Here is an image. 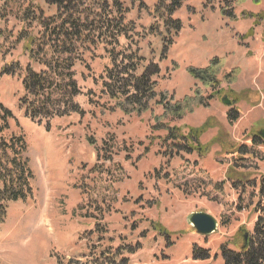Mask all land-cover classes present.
Instances as JSON below:
<instances>
[{
    "label": "rangeland",
    "instance_id": "1",
    "mask_svg": "<svg viewBox=\"0 0 264 264\" xmlns=\"http://www.w3.org/2000/svg\"><path fill=\"white\" fill-rule=\"evenodd\" d=\"M118 1L126 12L121 33L115 35L108 25L116 16L111 13L112 0H87L85 13L101 33H90L91 43L83 45L81 61L73 69L81 90L75 100L86 114L83 120H55L47 133L18 109L23 96L19 77L0 79V103L18 120L32 173L31 198L6 205L0 264H216L212 251L219 253L213 246L217 238L224 235L229 241L239 231L251 233L264 211V140L258 135L264 130V42L262 26L254 28V20L242 16L264 11V0L237 3L234 18L221 12L235 0H184L171 15L172 21L181 22L177 37L155 13L156 0ZM102 4L106 8L100 14ZM54 14L55 8L44 0H0V72L5 64H31L24 42L17 43L15 37L22 31L36 38L41 29L33 21L28 25L30 19ZM171 39L162 59V45ZM136 48L145 61L159 65L158 92L181 100L197 91L207 107L196 105L181 119L159 121L162 110L153 104L139 118L113 109L101 93L102 78L111 67L107 52ZM213 58L220 59V79L230 71L236 78L230 85L221 82L218 94L187 72L207 68ZM235 111L239 120L228 122V113ZM204 123L209 130L199 138V146L205 152L174 156L172 141L165 142L166 129L180 128L186 136L188 129ZM11 129L18 133L13 125ZM112 134L119 151L121 141L134 144L125 147L130 161L120 154L113 158L116 165L105 164L109 177L92 173L95 159L87 139L98 147ZM253 137L259 145L251 143ZM243 146L252 154H238L236 149ZM119 166L124 172L117 171ZM107 209L108 221L100 226L106 223L108 230L94 234L98 210ZM195 212L212 216L217 232L206 238L196 235L186 221ZM193 245L209 247L210 260L192 261Z\"/></svg>",
    "mask_w": 264,
    "mask_h": 264
},
{
    "label": "trees",
    "instance_id": "2",
    "mask_svg": "<svg viewBox=\"0 0 264 264\" xmlns=\"http://www.w3.org/2000/svg\"><path fill=\"white\" fill-rule=\"evenodd\" d=\"M243 1L245 0L233 1V5L227 10H222L221 14L234 18L235 5ZM251 1L257 2V0ZM119 2L112 0L114 9H111V13H115L116 16L108 21L111 22L108 25L115 28V35L121 33L120 28L124 21L122 12H126L122 10V4ZM156 2L155 13H159L164 26L171 28L174 37H177L181 31V22L172 21L171 15L182 7L184 0H156ZM44 3L49 7H54L55 14L43 19L41 16L37 20L30 19L28 25L33 21L31 24L37 23L41 29L38 36L36 38L25 36L21 31L15 37L17 43L24 42L22 49L28 55L31 64H27L24 68H21L18 62L15 65L5 64L1 69L0 79L3 76L15 77L17 75L19 77L23 96L18 100V109L27 119L43 127L48 133L51 122L55 120L69 119L73 116H78L83 120L86 117L85 112L75 100L81 94V90L75 80L73 69L76 63L81 61L80 52L83 50V45L91 43L90 33H101V31L98 26L93 28L95 22L90 20V16L85 13L88 7L87 0H44ZM105 8L104 4L99 7L100 14ZM242 16L253 19V27L254 25L259 28L262 26L261 37L264 42V11L256 15L243 12ZM112 22L116 24L112 25ZM173 42L174 40L171 39L162 45V59L166 57ZM138 50L136 48V50L128 49L120 52L111 49L107 52L111 67L106 70L105 77L102 78L101 93L113 103V109L120 111L124 117L139 118L151 111L153 104L162 110V115L156 118L159 121L167 117L181 119L186 114H191L194 106L206 105L202 99H199L197 91L192 97L185 96L181 100H175L174 96L166 91L158 92L159 65L152 61H145V58L138 54ZM222 71L219 58H213L210 65L202 70L194 68L187 70L194 80L199 81L213 92L216 91L217 94L220 92L217 88L221 82L230 85L233 80H236L231 71L220 79ZM227 119L230 123H236L239 120L238 113L236 111L232 114L228 113ZM12 125L18 133L12 131ZM208 130V124L204 123L198 128L188 129L187 135L183 136L180 128H167L165 142L172 141L175 149L174 156L180 153L191 155L194 151H199L198 155H200L205 151L200 149L199 138L204 136ZM21 131L16 116L0 103V225L6 218L8 203L25 202L32 196L30 182L32 173L28 167L27 145ZM108 137L109 139L102 140L98 147L91 138L87 139V144L91 147L95 159L93 169L96 168V171L92 173L101 175L104 173L107 177L110 176V172L105 164L116 165L113 163V158L120 154H124L125 160L130 161L129 154L125 153V147L134 146V144L121 141L122 148L119 151L116 136L112 134ZM212 142H215V139ZM251 143L254 146L259 145L255 137L251 138ZM148 151V147L144 148L143 154L146 155ZM236 152L240 155L252 154L250 148L246 146L236 149ZM173 153H169L167 158L171 159ZM117 171L124 172V169L119 166ZM118 182L120 181H115V184ZM109 212V209L107 211L98 210L100 218L95 219L94 234L99 235V232L108 230L106 223L103 226L100 225L102 221H108L105 213ZM241 233L242 231H239L231 240L219 245V256L223 264H264V211L261 216L257 217L252 232L245 231L248 235L246 243ZM142 236L145 237V234L143 233ZM138 245L136 249L139 250L141 245ZM128 254L134 253L129 251ZM210 257L209 250L197 245L192 246V261L207 262ZM122 261V263L126 262L127 258Z\"/></svg>",
    "mask_w": 264,
    "mask_h": 264
},
{
    "label": "water",
    "instance_id": "3",
    "mask_svg": "<svg viewBox=\"0 0 264 264\" xmlns=\"http://www.w3.org/2000/svg\"><path fill=\"white\" fill-rule=\"evenodd\" d=\"M227 101V100H226ZM225 101H223L224 103ZM225 104H229L226 102ZM258 135L264 140V130L259 132ZM188 226H190L196 235L206 238L215 234L218 230L216 220L207 213L195 212L186 218ZM247 234H244V242H247Z\"/></svg>",
    "mask_w": 264,
    "mask_h": 264
},
{
    "label": "crops",
    "instance_id": "4",
    "mask_svg": "<svg viewBox=\"0 0 264 264\" xmlns=\"http://www.w3.org/2000/svg\"><path fill=\"white\" fill-rule=\"evenodd\" d=\"M226 240V236H224V235H221V236H219L218 238H217V240H216V242L214 243V247H216L217 248V250H218V248H219V245L220 244H222L223 242H226L225 241ZM202 241V240H201ZM207 250H209V251H211V249H209V247H205ZM213 255H215V257H216V264H223V262H222V260H221V258H220V256H219V253H218V251H214V248H213ZM190 259V258H189Z\"/></svg>",
    "mask_w": 264,
    "mask_h": 264
}]
</instances>
